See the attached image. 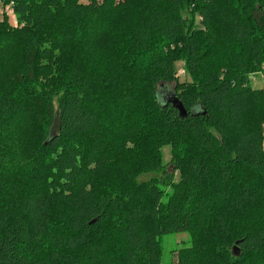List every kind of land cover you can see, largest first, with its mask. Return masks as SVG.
Listing matches in <instances>:
<instances>
[{
    "label": "trees",
    "instance_id": "obj_1",
    "mask_svg": "<svg viewBox=\"0 0 264 264\" xmlns=\"http://www.w3.org/2000/svg\"><path fill=\"white\" fill-rule=\"evenodd\" d=\"M0 5V264H264V0Z\"/></svg>",
    "mask_w": 264,
    "mask_h": 264
},
{
    "label": "rangeland",
    "instance_id": "obj_2",
    "mask_svg": "<svg viewBox=\"0 0 264 264\" xmlns=\"http://www.w3.org/2000/svg\"><path fill=\"white\" fill-rule=\"evenodd\" d=\"M9 7L11 8L8 11L7 9ZM4 15L6 16V18L3 17ZM5 19H7V22L11 27L13 28L19 27L18 19L13 9V5H7L4 8H2V6L0 5V20H5ZM177 75L179 76V79L181 82H190V77L188 76L183 63L178 64ZM250 85L255 90L264 89V67L261 72L253 73L250 75ZM158 89H159L160 97L162 101L163 102L168 101L169 100L168 93L170 90L172 91L173 86L169 85V89H168L169 91L164 86L158 87ZM108 96L114 100V95L110 94ZM118 112L120 114L119 120L122 119L121 123L122 124L126 123V120H127L126 114L128 115V113L124 114V112L122 111H118ZM104 117H105V120L103 121V129L110 130V127H109L110 124L107 123V117H108L107 114ZM161 150L163 153L164 163L168 164L173 158L172 149L170 146H167V147H163ZM112 151L114 152L113 147H112ZM152 177L154 176L144 175V176H141L137 180L139 183L142 184L143 182H148ZM164 191L168 195L172 194V191L169 188L164 189ZM161 243H162V251H163L162 264H177L179 251L183 250L184 248L191 247L192 237L190 234L188 235L186 233L171 234V235H166L162 237Z\"/></svg>",
    "mask_w": 264,
    "mask_h": 264
},
{
    "label": "water",
    "instance_id": "obj_3",
    "mask_svg": "<svg viewBox=\"0 0 264 264\" xmlns=\"http://www.w3.org/2000/svg\"><path fill=\"white\" fill-rule=\"evenodd\" d=\"M168 103H170L175 109H177L179 111L181 118H186L188 116L186 109L182 105L179 98H177L175 95L169 96Z\"/></svg>",
    "mask_w": 264,
    "mask_h": 264
},
{
    "label": "built area",
    "instance_id": "obj_4",
    "mask_svg": "<svg viewBox=\"0 0 264 264\" xmlns=\"http://www.w3.org/2000/svg\"><path fill=\"white\" fill-rule=\"evenodd\" d=\"M11 7H9L7 10L9 11Z\"/></svg>",
    "mask_w": 264,
    "mask_h": 264
}]
</instances>
